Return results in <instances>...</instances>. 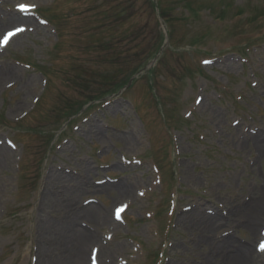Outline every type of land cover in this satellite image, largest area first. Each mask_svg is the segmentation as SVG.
<instances>
[{"label":"rangeland","instance_id":"374dc122","mask_svg":"<svg viewBox=\"0 0 264 264\" xmlns=\"http://www.w3.org/2000/svg\"><path fill=\"white\" fill-rule=\"evenodd\" d=\"M103 1L0 0L2 24L22 16L18 3L39 9L30 16L36 24L0 52V67L16 69L0 81V147L9 152L0 166V264H37L43 215L62 223L66 211H40L54 173L64 178L62 189L88 182L95 190L73 204L103 213L76 224L96 235L84 264L97 246L107 252L101 264H228L229 253L216 258L212 245L200 243L203 229L183 222L191 212L219 221L213 241L247 245L264 264L256 252L264 220L250 223L247 210L264 191V150L254 144L264 141V17L256 21L264 0H160L170 46L151 74L115 98V84L152 62L165 33L157 13L149 22L145 0L121 22L115 5L97 8ZM125 181L128 194L101 191ZM123 202L130 205L125 223H115ZM72 251L63 250L62 261Z\"/></svg>","mask_w":264,"mask_h":264},{"label":"bare ground","instance_id":"6f19581e","mask_svg":"<svg viewBox=\"0 0 264 264\" xmlns=\"http://www.w3.org/2000/svg\"><path fill=\"white\" fill-rule=\"evenodd\" d=\"M16 23H22V26L28 25H35V20L30 18H19L17 16H12L11 19H9L5 24L0 23V37L2 35V29L4 26H14ZM18 39V38H17ZM16 40V38H15ZM14 39L12 40V42ZM11 42V43H12ZM10 43V44H11ZM9 44V45H10ZM16 72V69L14 67H0V81L3 79H7L14 75ZM100 133H98L99 135ZM254 144L258 151L264 150V141L258 139L257 141H254ZM0 153H2V157L0 158V166L5 163V157L7 154H9L8 149L5 147H0ZM51 178H54L53 180L50 178L47 179V185L45 188V191L42 195L41 199V207L40 211L42 213H54L57 212V210H63L66 211L64 219H62V223L65 222V224H59L54 221H50L45 215H43V220H41V231L37 238V248H38V263L39 264H84V247L87 246V244L92 243L96 239V235L90 233L87 230H84L83 227L77 226V222L79 223V220L81 218H87L89 220H92L95 217H100L103 215L101 209L95 205H90L88 207L78 208L73 204V200L77 197V194H80L83 191H90L95 190L90 186V184L87 183H81L78 185V189L76 191H73L71 189H62L60 186L64 182V178L60 174L54 173ZM129 182H121L117 185H108L105 188H101L103 192H119L123 194H128L131 190V185ZM56 192H55V191ZM62 190V191H61ZM75 192V194H74ZM63 194V197H67L62 202V199H60L59 194ZM255 203L252 205L250 204V208L248 207L247 210H250V213L252 215L251 222H257V220L261 219L264 220V191L261 193H257ZM243 207H240L242 209ZM246 210V211H247ZM233 214H237V212L232 211ZM185 217L183 219V222L188 225H192L194 228L196 226L200 227L203 231L202 235L200 236V243L202 244H208L212 245L215 248L214 254H216V258H220L217 256H223L225 257V253L227 252L230 255L227 256L228 264H253V260L255 257V251L251 250L249 246H242L240 245L237 247V250H235L234 244L230 240H221L218 242H215L212 240V238L208 237L211 232L216 230L219 226V221L206 217V216H200L197 215V212H191L189 214L184 215ZM69 219V223L66 222V220ZM104 220H108L107 216L103 218ZM111 219H109L110 221ZM250 231L252 232V236L254 234V226H250ZM47 241L48 245H45V242ZM45 245V246H44ZM58 246V248L52 250L54 246ZM72 251V257L67 258L65 261H62V253L63 250H70ZM223 251V253L221 252ZM56 253V254H55ZM107 252L103 253L106 255ZM60 254V255H59ZM109 254V253H108ZM215 256V255H213ZM54 257H57L54 259ZM215 258L209 260L206 258V262L208 264H211L212 261ZM256 262V263H255ZM37 263V264H38ZM224 263V262H223ZM254 263L257 264V260H254Z\"/></svg>","mask_w":264,"mask_h":264},{"label":"trees","instance_id":"16d2710c","mask_svg":"<svg viewBox=\"0 0 264 264\" xmlns=\"http://www.w3.org/2000/svg\"><path fill=\"white\" fill-rule=\"evenodd\" d=\"M122 2H123V4L118 3V1H116V3L113 4V2L111 0H104V3L102 5V7H104L106 9L108 7L110 8L111 5H115V7H112V12H116L115 14H116V16H118V17H116V20L115 21H121L123 18H125V20H126V18H128L130 16H133L135 14L134 13V5H135V3L138 2V0H132V1H130V0L129 1L128 0H123ZM144 5L146 6V14L148 15V18L150 20H152V18L154 17V13H155L154 5H153L152 1L151 0H145ZM116 9H118V10H116ZM162 16L163 17H167L164 10H162ZM103 22H105V21H103ZM105 24H107V23L105 22ZM136 40L137 39H134V41H136ZM151 47L152 46H150V48ZM158 50H159L158 49V45H156L155 48H154V51L151 53V56H149L148 59L149 60H152L154 58L155 54L158 52ZM118 55H119L118 56L119 59L115 57L116 58V61H117L115 64H119V60H121V58H122V55L120 53H118ZM141 55H143V53ZM148 63H146L145 61H143L139 66H137L136 68H134V70L132 71V73L129 75V77H127L125 79L124 82H122V83L119 82V83L115 84V86L117 88L115 90L113 88L111 93L112 94L113 93L116 94V93L120 92L128 84V81L135 74H137L141 69H143Z\"/></svg>","mask_w":264,"mask_h":264},{"label":"snow or ice","instance_id":"6c2138e0","mask_svg":"<svg viewBox=\"0 0 264 264\" xmlns=\"http://www.w3.org/2000/svg\"><path fill=\"white\" fill-rule=\"evenodd\" d=\"M21 10H22V11L25 10L23 6H21ZM23 30H24V29H22V28H17V29L15 30V32H9L8 35L4 37V41L7 42L9 36H13V35H15L17 32H20V31H23ZM259 250L264 251V243H261V244H260V246H259Z\"/></svg>","mask_w":264,"mask_h":264}]
</instances>
